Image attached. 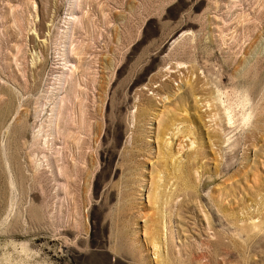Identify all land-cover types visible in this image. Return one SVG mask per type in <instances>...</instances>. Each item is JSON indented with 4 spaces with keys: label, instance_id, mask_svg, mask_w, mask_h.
<instances>
[{
    "label": "rangeland",
    "instance_id": "rangeland-1",
    "mask_svg": "<svg viewBox=\"0 0 264 264\" xmlns=\"http://www.w3.org/2000/svg\"><path fill=\"white\" fill-rule=\"evenodd\" d=\"M0 264H264V0H0Z\"/></svg>",
    "mask_w": 264,
    "mask_h": 264
},
{
    "label": "bare ground",
    "instance_id": "bare-ground-1",
    "mask_svg": "<svg viewBox=\"0 0 264 264\" xmlns=\"http://www.w3.org/2000/svg\"><path fill=\"white\" fill-rule=\"evenodd\" d=\"M228 117V116H227ZM245 119V118H244ZM196 185V184H195ZM207 216V215H206ZM155 246V245H154ZM156 251V250H155ZM157 252V251H156Z\"/></svg>",
    "mask_w": 264,
    "mask_h": 264
}]
</instances>
